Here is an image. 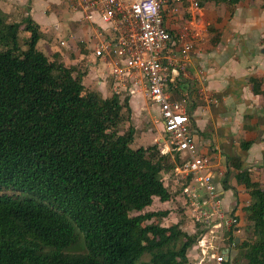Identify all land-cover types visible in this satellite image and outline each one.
<instances>
[{"label":"trees","instance_id":"obj_1","mask_svg":"<svg viewBox=\"0 0 264 264\" xmlns=\"http://www.w3.org/2000/svg\"><path fill=\"white\" fill-rule=\"evenodd\" d=\"M41 36L30 18L11 23L0 10V264H193L200 225L191 234L149 211L181 197L168 186L178 157L133 148L130 98L87 91L83 73L37 49ZM249 82L264 99L262 82ZM233 164L247 205L228 172L221 186L237 197L246 237L231 238L238 257L224 264H264V166Z\"/></svg>","mask_w":264,"mask_h":264},{"label":"built area","instance_id":"obj_2","mask_svg":"<svg viewBox=\"0 0 264 264\" xmlns=\"http://www.w3.org/2000/svg\"><path fill=\"white\" fill-rule=\"evenodd\" d=\"M63 2L94 32L92 55L100 66L98 84L106 82L112 94L130 99L141 96L157 107L164 142L160 152L179 159L171 173L173 190L180 191L188 220L202 230L193 264H224L232 259L230 240L238 232L239 222L232 209L222 206L212 170L216 157L201 154L190 131L192 101L205 106L216 102L203 84L201 71L196 77L190 74L189 55L204 41L207 28L200 24L199 0ZM166 18L181 23L175 35L167 29ZM177 77L188 83V91L172 98L167 89Z\"/></svg>","mask_w":264,"mask_h":264},{"label":"crops","instance_id":"obj_3","mask_svg":"<svg viewBox=\"0 0 264 264\" xmlns=\"http://www.w3.org/2000/svg\"><path fill=\"white\" fill-rule=\"evenodd\" d=\"M202 2L200 24L207 25L206 36L189 55L190 74L196 77L201 71L203 84L216 102L211 106L197 103L191 115L193 136L199 151L207 150L216 157L212 168L214 182L221 190L223 208L233 210L237 197L233 190H228L232 197L223 205L225 190L221 186L228 172V183L236 188L238 197L244 193L233 178L238 170L232 161L239 164L241 170L264 166V99L252 93L249 82L258 78L264 89V1L239 0L232 7L229 0ZM0 10L8 16L9 22L20 23L30 18L40 30L50 26L59 29V14L68 11L63 0H0ZM68 19L78 20V15L71 13ZM165 25L175 35L181 23L166 18ZM86 30L85 33L82 29L73 31L71 40L63 41L64 46H60V41L59 48L49 46L48 50L46 47L48 55L51 53L53 59L72 66L75 74L83 73V79L93 69V64L99 65L96 60L93 63L90 60L95 45L94 32L90 26ZM98 82L97 79L100 86ZM169 89L171 97L178 98L188 91V83L177 77L169 84ZM144 104L148 103L144 100ZM129 105L134 116L139 106L133 107L131 99ZM246 142L252 144L245 150L242 143Z\"/></svg>","mask_w":264,"mask_h":264},{"label":"rangeland","instance_id":"obj_4","mask_svg":"<svg viewBox=\"0 0 264 264\" xmlns=\"http://www.w3.org/2000/svg\"><path fill=\"white\" fill-rule=\"evenodd\" d=\"M70 16H71V13L64 10L59 14V18H60L59 20L60 28L59 29H56L54 26H50L47 29L40 30L42 36L37 44V49L43 52L45 55H47L50 60H53L54 56H52L51 53L49 55L47 54V49L50 50L49 46L59 48L60 41L67 42L68 40H71L70 35L73 34V31L82 29L84 33L87 32L86 30L88 26L87 23L80 21V20L70 21L68 19ZM25 34L27 33L22 32L20 34V37L22 38L25 37L26 36ZM90 60L93 63L95 59L91 56ZM98 70H100V66L97 64H93V69L83 79V85L87 91L98 92L103 98H109L112 95L110 84L103 82L99 86L96 83L97 82L96 71ZM186 92L187 91H185V94ZM177 97L180 98V96H177ZM131 105L133 107H135V105L139 106L138 110L135 112L136 114L132 116L131 121L124 126V129L128 127L129 125L133 126L135 129V141L132 144V147L133 148L146 147L148 145L157 144L160 149H163L164 142H159L160 139H163V133H162L163 129L159 121L157 107L154 105H151L150 103L145 105L144 100L141 96H134L133 98H131ZM141 107H143V109ZM200 153L206 154V155L210 154L207 152V150L200 151ZM247 170L254 171L256 170V168L247 167ZM171 184L173 186V183H169L168 186H169L170 191L174 193L173 187H171ZM176 191H179V190H176ZM231 197L232 196L230 194V191L228 190L224 191L223 192V205L226 204L228 200L231 199ZM238 199L240 200V207L242 205L244 206L247 205L248 197L246 193L241 192ZM149 211L168 212L169 213L168 216L162 221L163 225L165 226H170L172 224L181 223L182 229L188 233L192 234L196 230L194 223L188 220V214H187L184 201L181 199V197H179V195L174 196V199L172 201L165 203V204H162L156 201V203L151 208H149ZM237 215L239 217L238 227L239 229H242V230H239L234 235L236 239L237 238L244 239L246 237V232L245 230H243V227H245L244 219H243L244 213L238 210ZM193 255L191 256L195 258L196 254L194 253ZM231 255H232V259H234L236 256L238 257L237 252L234 250L232 251ZM238 264H246V261L244 259H240L238 261Z\"/></svg>","mask_w":264,"mask_h":264},{"label":"water","instance_id":"obj_5","mask_svg":"<svg viewBox=\"0 0 264 264\" xmlns=\"http://www.w3.org/2000/svg\"><path fill=\"white\" fill-rule=\"evenodd\" d=\"M238 239H236V241H237ZM225 260H227V256L225 257Z\"/></svg>","mask_w":264,"mask_h":264}]
</instances>
